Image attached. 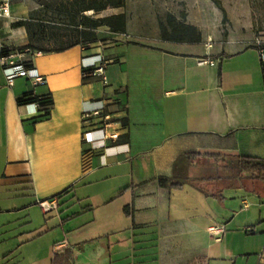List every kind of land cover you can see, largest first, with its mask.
Masks as SVG:
<instances>
[{"label": "crops", "instance_id": "crops-1", "mask_svg": "<svg viewBox=\"0 0 264 264\" xmlns=\"http://www.w3.org/2000/svg\"><path fill=\"white\" fill-rule=\"evenodd\" d=\"M167 12L180 19L179 8L166 0H126L99 12L124 13V32L98 26L92 29L95 41L61 52L14 50L28 44L26 30L12 26L19 20L13 5L9 16H0V243L16 237L20 253L18 259L0 255V264H151L139 257L150 251L156 264H209L211 252L219 257L227 248L224 187L245 182L231 180V170L206 155L264 158L259 46L243 34L222 35L205 9L198 17L185 10L200 42L164 40L159 22ZM3 49L36 68L43 82L15 77L9 86ZM98 59L106 61V81L83 79V66ZM44 96L52 99L44 104L49 116L32 122L43 114L39 104L19 100ZM95 111L86 122L84 115ZM104 113L111 115L107 131L117 140L85 142L84 132L98 128ZM125 134L127 141L121 140ZM158 177L171 184L160 185ZM93 185L99 205L120 201L115 214L123 225L115 230H125V238L83 243L75 236L79 222L71 227L70 221L92 209L80 201L90 198ZM44 199L56 200L57 208L44 212ZM240 203L250 205L243 197ZM31 211L44 219L40 230ZM53 214L61 232L48 240L47 256L40 259L33 254L43 248L45 217ZM213 225L223 231L212 234ZM257 253L255 264H264V249Z\"/></svg>", "mask_w": 264, "mask_h": 264}, {"label": "rangeland", "instance_id": "rangeland-1", "mask_svg": "<svg viewBox=\"0 0 264 264\" xmlns=\"http://www.w3.org/2000/svg\"><path fill=\"white\" fill-rule=\"evenodd\" d=\"M59 1L61 0H10V4L14 6L15 17L20 20L24 17L27 18L29 12L38 8L41 3L50 5ZM132 1L129 0L130 3ZM215 1L220 2L226 10L225 20H222V13ZM166 2L170 7L179 8V16L181 11L185 12L189 8L192 15L198 17V10L205 9L207 15L215 23H220L219 28L222 35H227L229 32L243 34L254 43L264 46V0H166ZM85 14L94 18L103 16V13L92 11ZM260 184L257 182V186L252 187L247 182L233 183L230 181L224 187V200H226L227 206L223 211L226 213L223 221L227 224V234L223 246L225 247L227 244V248L220 250L222 255L219 256L220 258L217 257L216 251L215 253L211 252L209 264H255L257 262V252L264 249V186H260ZM97 189L98 187L94 185L88 188L87 190L91 193L90 198L80 201L84 207H88L87 204L90 203L92 209L86 210L77 220L70 221L71 227H76L75 223L79 222V227L73 229L77 230L75 236L80 237L83 243H90L95 240L94 238L101 239L104 243L113 242L116 238H125L126 234L123 233L125 230L121 232L115 230L123 225L122 220L115 214V208L121 205L120 201L105 207L99 205ZM242 197L249 202L248 208H242L240 203ZM61 214H63L62 217L67 215L64 212ZM30 215L32 222L40 230L41 226L38 224L42 220L44 222L43 217L38 211H31ZM55 216L53 214L45 217L47 224H43V226H45L44 230L49 227V235L41 239L40 244L43 245V248H39L38 254H36L37 250L33 254L40 256V259H45L47 256L46 246L49 239L54 234L61 232L60 229H56V223L53 221ZM20 225H26L25 221L22 220ZM15 238H8L0 243V255L9 254L12 259L19 258L20 253Z\"/></svg>", "mask_w": 264, "mask_h": 264}, {"label": "trees", "instance_id": "trees-1", "mask_svg": "<svg viewBox=\"0 0 264 264\" xmlns=\"http://www.w3.org/2000/svg\"><path fill=\"white\" fill-rule=\"evenodd\" d=\"M126 0H61L53 4H44L29 12L27 18L20 19L12 23L13 27L23 26L28 36V44L14 50H37L42 52H61L81 43L95 41L96 35L92 29L106 25L112 31L124 32L126 27V17L124 13L94 18L85 14L88 11L99 13L109 7H123ZM216 6L222 13V20H225L226 10L220 2L215 1ZM186 12H180L178 19L172 12H167L165 21L159 22L160 36L164 40L175 42L198 43L201 41L200 30L185 21ZM12 50L3 49L1 55H6ZM262 69V67H261ZM264 74V71H262ZM84 77L83 79L88 78ZM37 102L43 114L32 118V122H37L48 118L49 112L44 104L51 105L50 96L20 99L24 101ZM43 100H45L43 102ZM123 123L126 124V118ZM121 140H128L125 134ZM215 161L223 162L225 167L231 170V180H241L247 184L264 183V158L250 155H221L207 154ZM160 185L171 184V178L158 177ZM255 186V187H256ZM139 257L148 259L151 264H156V252L139 254ZM145 259V260H146ZM139 263V262H137Z\"/></svg>", "mask_w": 264, "mask_h": 264}, {"label": "built area", "instance_id": "built-area-1", "mask_svg": "<svg viewBox=\"0 0 264 264\" xmlns=\"http://www.w3.org/2000/svg\"><path fill=\"white\" fill-rule=\"evenodd\" d=\"M10 15V0H0V16H9ZM259 46V60L261 62L262 71H264V46L258 44ZM17 56L16 53L10 52L3 57H1V64L3 67V72L6 78V82L9 86L13 84V80L15 77H26L29 79L32 84L37 85L43 82V77L38 73L36 68L26 67L21 63H18L14 60ZM207 62V61H204ZM105 68L106 61L103 59H98L96 62L83 66L82 69V77L87 76H100L103 82L106 81L105 77ZM99 113L98 111L91 112L89 114H85L84 118L86 122L87 119L91 117V115H95ZM112 123V118L109 113L103 114V120L100 123L98 128L86 130L83 134V140L85 142L95 143L99 141H105L106 139H110L115 142L118 138L117 133H108L107 129ZM98 134L96 138L93 137V134ZM39 205L41 206L44 212L53 210L57 208V202L54 199H44L39 201ZM210 232L214 235H218L223 231V227L219 225H213L209 228Z\"/></svg>", "mask_w": 264, "mask_h": 264}]
</instances>
